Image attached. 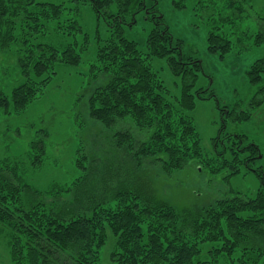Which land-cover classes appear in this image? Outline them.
<instances>
[{"label": "trees", "instance_id": "1", "mask_svg": "<svg viewBox=\"0 0 264 264\" xmlns=\"http://www.w3.org/2000/svg\"><path fill=\"white\" fill-rule=\"evenodd\" d=\"M84 3H90L108 26L115 27L107 40H100L90 65L92 80L108 77V82L97 86L90 96V116L107 130L129 119L136 123V132L149 139L136 150L134 145L139 143L134 137L116 131L112 136L117 141L116 149L126 153L134 168L124 173L110 164L100 168L92 161L88 167L79 160L77 167L86 172L84 177L73 188L56 192L60 187L36 193L30 176H25L44 165L48 138L45 130L39 131L43 138L30 143L26 160L19 157L0 162V224L12 232V264H104L103 253L109 243L111 264H264V170L252 167L262 155L260 146L234 143L213 158L203 154L190 112L199 100L216 97L215 91L196 88L205 74L203 64L197 56L185 54L183 41L173 36L158 11V1L72 2L76 9ZM209 6L218 11L211 18L213 29L221 31L210 32V51H232L237 45L230 40L231 35H238L240 40L253 36L242 28L249 18L245 11L253 8V0H209ZM145 12L153 14L147 19L155 26L141 49L136 40L126 37L125 28H133L138 15ZM68 13L64 5L0 0V55L17 56L14 70L19 69L22 80L11 97L0 88V110L4 114H19L38 101L57 77L58 67L80 71L85 63L83 54L88 50L86 43L78 51L76 43L63 50V44L41 42L50 23L58 28L56 31L62 29L65 22L61 20ZM66 22L70 26L64 29L75 30L88 39L78 22ZM257 37L262 43L264 34ZM155 59L166 60L176 92L155 70ZM248 76L255 99L259 97L254 105L262 107L264 56L252 64ZM242 115L235 120L251 117L248 112ZM108 153L112 152L108 150L99 158L103 163L118 154ZM193 160L203 173L208 170L219 175L228 170L229 178L241 174L244 166L259 178L256 194L233 192L216 205L180 214L138 180L145 172L137 164L150 161L170 175L184 170ZM26 191L41 196L39 202L25 204L22 197ZM45 197L53 202H44Z\"/></svg>", "mask_w": 264, "mask_h": 264}, {"label": "rangeland", "instance_id": "2", "mask_svg": "<svg viewBox=\"0 0 264 264\" xmlns=\"http://www.w3.org/2000/svg\"><path fill=\"white\" fill-rule=\"evenodd\" d=\"M35 1L41 4L64 5L69 12L65 19L61 20L65 22V25H61L62 29L56 31L58 28L50 23L41 42L53 46L63 44V50L76 43L78 51L86 43L88 50L83 54L85 63L79 69L82 75H78L80 71L75 73L73 67H58L57 77L40 99L25 111L6 115L0 110V162L19 157L26 160L30 143L43 138L39 131L45 130L48 138H45L47 151L44 165L25 174L30 176L36 193H46V190H51L52 187H60L55 192L73 188L86 173L77 167L76 162L79 160L88 167L92 165V161H96V166L100 168L110 164L114 168L120 167L124 173L131 171L135 165L126 153H118L117 141L113 139V134L121 130L134 137L139 143L134 145L136 150L149 136L137 133L136 123L129 119L122 121L115 129L107 130L102 123L91 118L89 110V99L96 87L108 82L107 76H102L98 81L92 80L90 65L95 60L100 40H107L115 27L108 26L90 3L78 4L76 9L72 4L74 0ZM156 1L158 11L170 27V32L176 39L183 41L185 54L197 56L203 64L205 74L200 76L196 88H213L215 91L216 97L199 100L196 109L190 112L201 137L203 154L213 158L219 152L222 153L225 146L230 149L234 143H242V146L257 144L262 150V155L252 167L256 170L262 167L264 170V105L259 108L254 105V101H259V97L255 99L248 76L252 64L264 56V38L262 43H259L260 39L257 37L261 33L264 34V0H253V8L245 11L249 18L242 24V28L248 29L253 36L240 40L238 35H231L230 40L237 46L226 54L209 49L210 32L221 33L220 30L213 29L215 23L212 24L211 18L212 15L218 14V11L209 6V0ZM174 1L180 6H176ZM152 15L149 12L141 13L133 28H130V25L125 28L126 37L136 40L141 49L145 48L148 35L155 26L153 20L147 19ZM69 19L79 23L88 39L75 30L64 29L70 26V22H66ZM108 22L111 23L112 19ZM242 47L245 50H242ZM16 57L13 54L9 57L0 55V88L9 97L22 81L19 69L14 70ZM153 66L167 87L176 92L174 77L166 60L155 59ZM243 112L250 113L251 117L248 120H235L243 116ZM229 136L232 140L228 139ZM215 140L218 146L215 145ZM108 150L112 152L108 154H118L103 163L99 158L104 157L103 154ZM153 165L150 161L137 164L145 172L138 180L151 188L157 199L170 203L180 214L191 208L216 205L217 201L231 196L233 192L254 195L260 185L258 176L247 172L244 166H241V174L229 178L228 170L219 175H213L208 170L203 173L195 160L184 170L170 175L162 173ZM34 194L26 191L22 197L24 203L29 205L34 200L39 202L38 198L41 196L35 197ZM44 202L50 204L53 199L45 197ZM11 241L12 232L0 224V264H12ZM110 245L111 243L107 245L103 253L104 264H111L110 256L108 258L110 251L107 250Z\"/></svg>", "mask_w": 264, "mask_h": 264}]
</instances>
